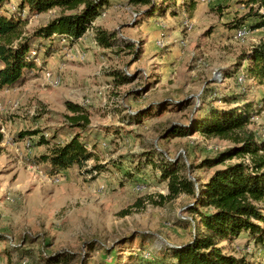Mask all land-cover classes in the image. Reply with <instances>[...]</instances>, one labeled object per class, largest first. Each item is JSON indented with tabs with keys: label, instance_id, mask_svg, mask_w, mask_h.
I'll list each match as a JSON object with an SVG mask.
<instances>
[{
	"label": "rangeland",
	"instance_id": "374dc122",
	"mask_svg": "<svg viewBox=\"0 0 264 264\" xmlns=\"http://www.w3.org/2000/svg\"><path fill=\"white\" fill-rule=\"evenodd\" d=\"M200 7L193 15L195 29L187 32L178 5L150 21L134 17L143 7L111 0L99 25L118 31V45L98 48L88 33L69 49L62 46L61 65L52 70L63 78L62 85L46 83L37 70L21 86L0 90V234L7 238L0 240V264H50L46 256L53 253H62L68 264H155L165 258L166 247L192 238L199 223L198 214L189 210L195 200L170 193L168 181L160 178L161 167L153 164L159 165L166 156H181L188 174L205 183L223 165L201 167V163L233 144L200 132L165 137V129L187 123L199 104L207 108L224 95L252 100L257 116L250 128L260 135L264 127V84L248 75L244 61L251 47L264 40V27L254 26L258 7L250 10L251 5L241 0H213ZM60 13L57 8L52 15ZM48 18L29 17L25 36L33 35ZM242 19L250 31L244 41L235 37L239 26H233L234 20ZM157 30L160 35L153 33ZM160 37L166 42L163 48L156 44ZM126 39L133 47L126 46ZM138 50L136 57L133 51ZM80 52L87 53L84 62L72 58ZM41 53L43 57L44 50ZM113 69L134 76L133 81L114 85L109 77ZM215 71L229 76L225 84L213 83ZM243 72L247 80L240 86L236 78ZM38 81L43 82L40 89ZM215 89L217 95L212 94ZM184 98L190 102L183 108L173 105L141 124L126 121L128 113L150 103ZM67 100L81 102L91 111L92 121L83 136L95 144L97 160L50 173L39 160L48 150L38 144L39 135L20 138L19 133L38 129L48 138H69ZM242 160L251 161L249 156H235L226 163ZM96 163L105 170L89 172ZM238 239L224 242L227 252L264 264V245L250 241L248 234ZM140 248L157 259L140 258L136 255Z\"/></svg>",
	"mask_w": 264,
	"mask_h": 264
},
{
	"label": "trees",
	"instance_id": "16d2710c",
	"mask_svg": "<svg viewBox=\"0 0 264 264\" xmlns=\"http://www.w3.org/2000/svg\"><path fill=\"white\" fill-rule=\"evenodd\" d=\"M241 1L251 5L250 10H253L252 7L255 5L258 7L255 13L258 21L254 26L264 27V11H261L264 9V0ZM127 2L143 7L138 11L137 18L164 15L166 8H175L178 5L180 8L177 12L179 13L180 9L184 11L183 23L184 17H190L187 12L192 15L190 18L195 19L193 15L199 3L204 1L127 0ZM110 3L111 0H17L19 12L25 10L27 16L16 18L9 7L12 0H0V90L20 86L30 78L29 74L39 70L37 62L31 55L33 46L42 47L45 54L50 55L62 48L61 36H72L74 40H78L93 27V22L105 7L110 6ZM54 8H60L61 13L37 29L33 35L25 36L24 22L29 17ZM244 22V19L242 22L234 20L233 26L241 28L245 26ZM94 29L101 48L112 49L120 42L117 30H109L102 26H96ZM37 40L43 42L39 44L36 43ZM128 41L126 39V46L133 47ZM133 52L137 55L140 51ZM244 61L248 62L246 67L248 75L264 84V40L251 47ZM109 75L115 85L127 84L134 79V76L119 69L111 70ZM225 76L228 80L229 76L226 73ZM217 90L215 89L212 94ZM189 102V98H184L178 102L162 100L150 103L128 113L126 121L130 124L134 122L141 124L148 117L162 114V110L168 107L174 105L183 108ZM220 103L224 106L218 105ZM65 106L69 111L66 118L70 125V135L66 140L56 141L58 135L48 138L45 134H40L41 130L38 129L19 133L20 138L39 135L38 144L48 145L47 152L40 155L39 160L46 165L50 173H60L73 167L82 168L87 166L88 161L97 160L93 150L88 147V139L83 136L91 124L89 109L70 100L65 102ZM255 108V103L244 96L224 95L209 103L207 108H201L199 104L187 123H173L165 129V137H188L200 132L207 137L228 140L233 146L201 163V167L223 165L216 169L205 183H201L198 178L190 177L187 164L181 156L175 158L166 156L159 165L153 164L161 167L160 178L168 181L170 193L185 194L195 200L189 206V210L198 214L199 221L197 231L190 240L166 247L165 258H161L155 264H252L244 256L227 252L223 244L227 241L233 242L242 233H247L250 241L264 245V137L250 128L253 118L257 116ZM2 139L3 135L0 133V143ZM235 156H249L251 161L226 163ZM105 167L96 163L88 171L100 173ZM193 222L195 223V217ZM1 239L7 240L5 235L0 234ZM146 250L140 248L136 255L149 261L157 259L150 258ZM46 257L50 264L70 262L62 253H53Z\"/></svg>",
	"mask_w": 264,
	"mask_h": 264
},
{
	"label": "built area",
	"instance_id": "2783aa9c",
	"mask_svg": "<svg viewBox=\"0 0 264 264\" xmlns=\"http://www.w3.org/2000/svg\"><path fill=\"white\" fill-rule=\"evenodd\" d=\"M204 2H211L213 0H203ZM10 11L12 12L13 16L16 17V18H19V17H22V18H26L27 16V11H22V12H19L18 10V6H17V3H14L12 2V4H10ZM107 10H108V7H105L100 15L98 16V18H104L107 16ZM261 11H264V9H262ZM138 12H135L134 13V17L137 18L138 17ZM196 25V20L193 19V18H190V17H184L183 19V23H182V27L187 31V32H191L193 31L194 27ZM249 30L247 29L246 26H243L241 28H239L236 32V38L239 39V40H242L244 41L246 39V37L248 36L249 34ZM88 33H91V35L93 36V43L95 46H97L98 48H100V44L98 43V40L96 39L95 37V29L94 27H91L90 29H88V31L82 36L80 37L78 40H74L72 38V36H67V35H63L60 37V43L61 45L65 48V49H69L67 48L69 45H74L76 44L79 40H82ZM182 45H185L186 44V40L185 39H181V42H180ZM156 44L160 47V48H163L166 44V42L164 41L163 38H159L157 41H156ZM43 51L42 47H39V46H34L32 48V51H31V55L32 57H34V60L38 63V64H41V57H40V54L41 52ZM66 53L69 54V52L67 51ZM72 58H77L79 61L81 62H84L86 59H87V53L86 52H80L78 53V55L76 57H73ZM128 74V73H127ZM43 79L45 80L46 83L52 85V86H60L62 85L63 83V78L59 75H56L51 69H43ZM226 76H225V73L223 71H215L214 72V75H213V81L215 84H218V85H221V84H225L226 83ZM246 82V77L244 74H241L238 76V83L240 85H244ZM214 94H218L217 91L214 92ZM12 103V101H11ZM18 103L17 102H14L13 103V106H17ZM1 106V105H0ZM45 134V133H44ZM48 133L45 134L46 137H48ZM260 136L261 137H264V127L261 129L260 131ZM27 143V146H31V143L29 140L26 141ZM108 144L106 142H103L102 143V146L106 147ZM91 173H95L97 174L98 172L97 171H93ZM57 180H59V178H57ZM19 246V245H18ZM46 253L44 252V255ZM149 254V253H147ZM27 260L25 259L24 260V263H26Z\"/></svg>",
	"mask_w": 264,
	"mask_h": 264
},
{
	"label": "crops",
	"instance_id": "0c3cea01",
	"mask_svg": "<svg viewBox=\"0 0 264 264\" xmlns=\"http://www.w3.org/2000/svg\"><path fill=\"white\" fill-rule=\"evenodd\" d=\"M201 4L202 3H199V5H198V8H197V10L199 9V8H201L200 6H201ZM56 9L57 8H54V9H51L50 11H48V12H46V13H42V14H40V15H34V16H43V14H44V16H49V18H48V20H46L45 22H48L50 19H52L53 17H55V16H57V15H52V13H54V12H56ZM197 10H196V12H195V15H196V13H197ZM152 18H154V16H152V17H150L149 18V20L151 21L152 20ZM101 20H103V18H96V20L93 22V27H96V26H101V25H99V22L101 21ZM195 20H196V18H195ZM163 22H164V20H163ZM105 28V27H104ZM153 33H155V35H160V30H157V31H154ZM91 34V33H90ZM104 49V48H103ZM105 50V49H104ZM61 54H63V51L61 50V49H57V50H55V51H53L50 55H46V54H44V56L43 57H41L42 56V53L40 54V57H41V64L40 65H38V67H39V70L40 71H42L43 72V69H46V68H49V69H51V70H57L58 69V67L61 65L59 62H60V58H61ZM155 55H153V57H154ZM73 65H78V64H72V66L71 67H73V68H76V66H73ZM68 66H70V65H66L65 67H68ZM78 68H79V66H78ZM80 69V68H79ZM114 70V69H113ZM109 77L110 78H112L110 75H109ZM37 79H39V78H37ZM113 81V80H112ZM79 82H81L82 84L84 83V79L82 80V81H79ZM25 83V82H24ZM41 84H43V82L42 81H38V86H37V88L38 89H40V85ZM77 84H79V83H77ZM114 84V83H113ZM22 85V84H21ZM20 85V86H21ZM88 85H89V83H88ZM115 85V84H114ZM124 85V84H123ZM71 101V100H70ZM75 102V101H74ZM77 103H80V104H82L83 106H85L86 107V105L85 104H83V103H81V102H77ZM88 109V108H87ZM90 113H91V111H90ZM91 121H92V114H91ZM69 135H70V133H69ZM59 141V140H61V139H58V137H57V139H56V141ZM104 142V141H103ZM102 142V143H103ZM98 145H99V143H98ZM45 146H47L48 147V145H46L45 144ZM88 147H89V149H92L93 150V152L94 153H96V150L94 149V145H92L89 141H88ZM94 160V159H93ZM243 234H247V233H242L241 234V236L240 237H242L243 236ZM239 237V238H240ZM239 240V239H238Z\"/></svg>",
	"mask_w": 264,
	"mask_h": 264
},
{
	"label": "water",
	"instance_id": "95a60500",
	"mask_svg": "<svg viewBox=\"0 0 264 264\" xmlns=\"http://www.w3.org/2000/svg\"><path fill=\"white\" fill-rule=\"evenodd\" d=\"M190 177H191L192 179H194V177H192L191 175H190Z\"/></svg>",
	"mask_w": 264,
	"mask_h": 264
}]
</instances>
